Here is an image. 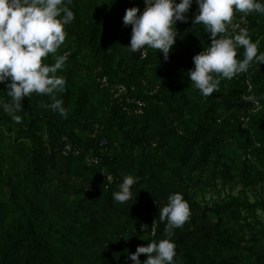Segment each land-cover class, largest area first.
I'll return each mask as SVG.
<instances>
[{
	"label": "trees",
	"instance_id": "obj_1",
	"mask_svg": "<svg viewBox=\"0 0 264 264\" xmlns=\"http://www.w3.org/2000/svg\"><path fill=\"white\" fill-rule=\"evenodd\" d=\"M68 6L75 20L65 26L68 45L55 55L68 54L57 72L66 88L56 94L67 115L44 107L51 96L36 93L23 98L20 124L0 109V264H132L128 252L165 238L159 210L174 192L191 210L172 237L176 264H264V64L254 60L247 73L222 79L219 91L204 97L187 73L211 43L204 26L192 23L195 0L187 22L175 25L167 61L156 49L128 48L131 26L122 17L132 6L142 12L143 0ZM233 23L264 52V14L236 12ZM226 34L233 35L231 26ZM243 53L239 48V59ZM118 85L144 102L142 114L114 98ZM6 91L0 83L7 101ZM66 143L82 155L64 157ZM89 150L98 165L86 162ZM125 175L139 179L132 199L120 204L112 193ZM206 194L216 198L209 204Z\"/></svg>",
	"mask_w": 264,
	"mask_h": 264
},
{
	"label": "clouds",
	"instance_id": "obj_2",
	"mask_svg": "<svg viewBox=\"0 0 264 264\" xmlns=\"http://www.w3.org/2000/svg\"><path fill=\"white\" fill-rule=\"evenodd\" d=\"M72 0H0V83L5 84L9 100L0 98V109L20 124L23 117L17 113L24 110L22 100L33 93L51 96L52 102L43 105L61 116H66L63 99L58 92L65 91L66 79L57 75L65 67L68 54L55 56L65 42V26L75 20L68 6ZM144 10L132 6L125 10L122 22L131 26L129 50L132 53L152 48L163 54L167 61L178 35L177 21L187 22L193 0H143ZM197 12L193 24L204 26L210 34L211 43L192 57L194 67L188 77L204 97L219 91L222 79L231 80L237 74L247 73L255 60L264 64V52L259 51V41H253L246 27L233 23L236 12L247 16L250 13L264 14V0H195ZM233 35H227L229 27ZM238 29V31H236ZM223 34V35H222ZM243 48V59L238 58V49ZM52 54L55 62L43 61ZM147 55L145 50L143 53ZM215 74V75H214ZM244 100L258 103L255 96ZM99 163V161H96ZM111 180V176L108 177ZM139 177L125 175L112 193L113 200L123 204L133 197L132 186ZM189 203L180 192L171 193L167 203L159 210V221L164 222L165 238L137 246L128 252L126 259L132 264H176L174 230L181 228L189 219ZM155 227H153V233ZM146 254L142 262L139 257Z\"/></svg>",
	"mask_w": 264,
	"mask_h": 264
},
{
	"label": "built area",
	"instance_id": "obj_3",
	"mask_svg": "<svg viewBox=\"0 0 264 264\" xmlns=\"http://www.w3.org/2000/svg\"><path fill=\"white\" fill-rule=\"evenodd\" d=\"M241 24L245 23V19L242 18L240 20ZM104 86H108V84L105 82V80L103 81ZM114 91V90H113ZM135 89L134 88H130V92H134ZM114 98H120L119 102L121 104H130L133 105L135 107L134 113H136L137 115L142 114L143 108H144V102L136 99V98H130L128 96V89L124 86V85H118L115 87V91H114ZM124 110H126L127 107H123ZM98 135V131L95 130L92 133V138H97ZM106 146H107V141L103 138H100L98 140V144L97 147L99 149L100 152L104 153L106 150ZM61 154L64 157H80L82 155V149L77 145V144H72V143H66L64 145V147L61 150ZM86 162L92 164V165H98L99 163H97L96 161L98 160L100 162L99 157L93 155V152L89 150V153L86 155L85 157ZM108 181H110L107 178Z\"/></svg>",
	"mask_w": 264,
	"mask_h": 264
},
{
	"label": "rangeland",
	"instance_id": "obj_4",
	"mask_svg": "<svg viewBox=\"0 0 264 264\" xmlns=\"http://www.w3.org/2000/svg\"><path fill=\"white\" fill-rule=\"evenodd\" d=\"M105 2H112V0H104ZM68 45V42H67V40L65 39V42L61 45V48H62V51H61V49H60V53H63L64 52V49H65V47ZM57 54V53H56ZM55 54V55H56ZM258 104V103H257ZM257 107H259V105H257ZM96 109H97V111L99 112V113H102L103 111L101 110V109H99V107L97 106L96 107ZM90 112V111H89ZM245 127V126H244ZM238 189H239V187L237 188V189H235V190H233V193L234 194H237V192H238ZM227 192L229 191V189L228 190H226ZM225 194H226V192H225ZM223 197V196H222ZM205 198H206V200H208L207 202L210 204L212 201H214V199L216 198V195H214L213 197H211V199H209L210 198V196L208 195V194H206L205 195ZM260 217H261V221L263 222V225H264V216H261V214H260Z\"/></svg>",
	"mask_w": 264,
	"mask_h": 264
}]
</instances>
